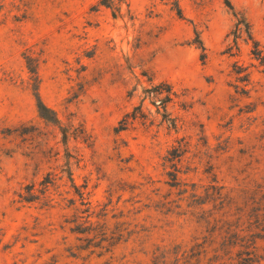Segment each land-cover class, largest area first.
Listing matches in <instances>:
<instances>
[{
    "label": "rangeland",
    "instance_id": "obj_1",
    "mask_svg": "<svg viewBox=\"0 0 264 264\" xmlns=\"http://www.w3.org/2000/svg\"><path fill=\"white\" fill-rule=\"evenodd\" d=\"M101 1L0 0V264H264V0Z\"/></svg>",
    "mask_w": 264,
    "mask_h": 264
},
{
    "label": "trees",
    "instance_id": "obj_2",
    "mask_svg": "<svg viewBox=\"0 0 264 264\" xmlns=\"http://www.w3.org/2000/svg\"><path fill=\"white\" fill-rule=\"evenodd\" d=\"M100 3L102 5H106V6L111 5L110 4V0L109 1L108 0H102ZM38 101H39L38 102V107H39V110H40L41 115L44 118L49 119V120L50 119H54L55 117L52 118L53 117L52 114L55 115L54 112L42 102V100L40 99V97L38 98ZM55 120H56V118H55ZM241 264H248V263L242 262Z\"/></svg>",
    "mask_w": 264,
    "mask_h": 264
}]
</instances>
